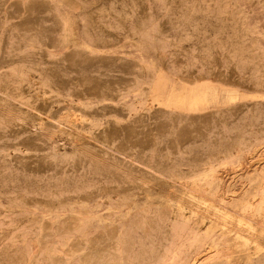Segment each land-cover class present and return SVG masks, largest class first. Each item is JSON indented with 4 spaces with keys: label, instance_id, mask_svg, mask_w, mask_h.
<instances>
[{
    "label": "rangeland",
    "instance_id": "rangeland-1",
    "mask_svg": "<svg viewBox=\"0 0 264 264\" xmlns=\"http://www.w3.org/2000/svg\"><path fill=\"white\" fill-rule=\"evenodd\" d=\"M192 113L207 118L205 136L181 153L175 133ZM133 123L165 132L135 149L124 138ZM106 130L113 146L100 141ZM29 135L50 148L36 152L43 173L25 158ZM238 136L243 152L221 164ZM173 141L175 161L192 158L185 176L220 150L213 197L204 181L161 177ZM112 169L153 177L130 188ZM254 187L264 193V0H0V264H264V219L232 209Z\"/></svg>",
    "mask_w": 264,
    "mask_h": 264
},
{
    "label": "bare ground",
    "instance_id": "bare-ground-1",
    "mask_svg": "<svg viewBox=\"0 0 264 264\" xmlns=\"http://www.w3.org/2000/svg\"><path fill=\"white\" fill-rule=\"evenodd\" d=\"M31 8H33L32 5H30L28 7V9L26 11L27 15L29 13H31ZM16 17L17 16H14L12 18H16ZM15 24L16 25L18 24V23H16V20H15ZM22 24L23 23H20V25H22ZM32 26H33L32 31L33 30H38V27H36V25L33 24ZM67 63H68L67 66L71 65L69 62H67ZM51 64L52 63L49 62V66H51ZM102 65H105L106 68H110L111 67V65L108 64L106 61ZM81 66H82V61L78 60V61L75 62V64L71 65V68L73 70H78ZM113 85L112 84L110 85L111 89L105 95L106 98H108L110 100H113V98L115 97V93H116V92H114L115 89H113ZM114 88H117V87L115 86ZM206 88H208V86ZM226 95H227L228 100L230 102H236V101H238L241 98L240 93L238 92V90L227 91ZM243 96H246V95H243ZM204 97L208 101H211V100H213L211 97H215V92L214 91H209V93H208V90H207V93L204 95ZM262 98H263V96H262ZM185 99H186V96H185L184 91L180 92L178 97H177V100H176L178 103H176V104L182 105L183 102L185 101ZM230 111H231L232 119L239 121L240 115L242 114V111H243V107H242V105L240 103H238L236 106L231 107ZM37 114L40 115L41 112L38 110ZM160 114H162V112H160ZM195 117H196V115L194 113L190 114V120L187 121V122H183L179 126V129L175 133V138L178 139L177 146L180 148V150H181L180 152L181 153L186 152L188 150V148H194V147L198 146L199 142L202 141V140H197L196 141V140H194L195 137L199 136V137H201V139H203L204 136H205L204 132H205V129H206V126H207V118L206 117H200V120L196 121ZM195 131L199 132V134H196ZM164 132H165V128L164 127L144 128V126H142L141 124H140V126H138V123H133L126 130L124 138H125V141H127V143H129L133 148L139 149V147L148 146L149 144H153L154 145L157 137L161 136L162 133L164 134ZM114 135H116V130H114V131L106 130L105 132H102L100 134L101 143L107 145L108 147L113 146V142H112L111 139H112V137H114ZM39 139L40 138L36 137V135H29V136H27L25 138V143L28 146H30V150H29L30 155H27L25 158L27 159L28 163H35V165H36L35 166V171L36 172L43 173L46 170L47 165H46L45 161H43L42 159H37L35 157L37 155L36 152H37V150H41L42 149L46 153L47 151H49L50 148L47 147L46 144H44V145L39 144L38 143ZM170 144L171 145L168 146V149H166L163 152V157H164V160L169 164L170 167L173 166V169H172V171L170 173H160L161 177H164V178L166 177V179L168 178V179H176V180H180V179L186 177V178H189L191 180L204 181L205 185H208V191H209L208 195L213 197V195L216 192L215 191L216 190V186H215V180H216L215 171L217 169V166L220 165L218 163V161H217L218 158H219L218 153H219L220 150L216 149L215 152L208 153V159L206 158V159L202 160V162H201L203 165H200V166H197L196 168L190 169L189 174L185 176V175H183L181 173L179 168H180L181 165H186L187 163L192 162V158L189 157V156H184L182 158V160H179L178 162L175 161V153H176V151L174 149V141L170 142ZM243 144L244 143L242 142V139L240 138V136H238V140L237 141H235L231 145H227L225 147V149H224L225 158H223L221 164L229 163L234 156L242 153L243 150H244L243 149V146H244ZM114 146L121 154L122 144L117 142ZM245 147L247 149L249 146L247 145ZM70 156L71 157H68V158L71 159V160H72V158H75L76 159L75 160L76 165H79V161L80 160L77 157H73L72 155H70ZM56 157H58V155L55 154L54 152H52L51 158L55 159ZM127 160H130V159H127ZM257 160H259V159H257ZM133 162L135 163L136 166L140 165L141 167H143L142 170H146V171L149 170V171H152V172L155 171V169H154V167L152 165L146 164V163H142V162L138 161V159H135ZM173 164H177V166H175ZM146 171H140V175H137V178H136L135 181L130 180L125 175L117 173L115 170H113L112 172H113V174L115 176V179H116V181H117V183L119 185L120 184H124V186L127 185L128 187L131 188V187H134V186H137V185H143V184H145L147 179L149 180L150 178L153 177V175L147 176ZM132 172H134V170H132ZM138 187H140V186H138ZM139 189H143V188H139ZM196 193H198L197 190H192V193L190 194V198L189 199L192 200L193 202H196V204H198V205L207 203L209 208H212L217 213L218 212L221 213L225 218L228 217L227 213H225L223 211V210L226 209L225 205L216 204L215 202H213L210 199H208V200L203 199L202 197H200L201 195L198 196ZM80 196H81V194H80ZM257 199L259 200V202L257 204H255V201ZM43 202H45V200ZM131 204L134 205V202L131 201ZM232 207H233L232 209H236V210H238L240 212H243V213H248L251 217L259 216V217H262L264 219V193H262V191L260 193L259 189H256L254 187L251 190L250 193H248V194H246L244 196H241L239 201L237 203H235ZM183 210H184L183 206L178 204L177 205V211L179 213H181ZM239 224L240 225H244V226L248 227L249 229H253V220L251 218L243 217V219L239 221ZM209 229H208L207 233L204 236L194 237L195 243H200V241L206 240L208 238V234L210 232ZM212 247L215 248L216 245H213V243H212ZM262 250H264L263 247H261L259 245L256 246L255 256L257 258L262 255ZM159 253H158L159 254L158 256H160L162 252H159ZM161 261H162V259L160 260V262L157 261L154 264H162ZM191 264H194V263H191ZM210 264H222V263H221V261H213Z\"/></svg>",
    "mask_w": 264,
    "mask_h": 264
}]
</instances>
